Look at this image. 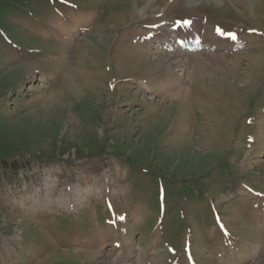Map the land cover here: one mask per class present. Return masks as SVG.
<instances>
[{
    "label": "rangeland",
    "instance_id": "374dc122",
    "mask_svg": "<svg viewBox=\"0 0 264 264\" xmlns=\"http://www.w3.org/2000/svg\"><path fill=\"white\" fill-rule=\"evenodd\" d=\"M65 1L0 0L18 48L0 36V168L21 162L0 171V264H144L151 244L146 264H220L228 238L243 264H264L248 226L264 203L238 193L264 195V0ZM81 7L102 12L89 34ZM201 12L249 27L248 47H139L145 25ZM159 182L169 221L155 218ZM75 223L94 238L73 239Z\"/></svg>",
    "mask_w": 264,
    "mask_h": 264
},
{
    "label": "bare ground",
    "instance_id": "6f19581e",
    "mask_svg": "<svg viewBox=\"0 0 264 264\" xmlns=\"http://www.w3.org/2000/svg\"><path fill=\"white\" fill-rule=\"evenodd\" d=\"M219 58H220V57H215L214 60H217V59H219ZM43 109H44V108H43ZM59 204H60V203H59Z\"/></svg>",
    "mask_w": 264,
    "mask_h": 264
}]
</instances>
